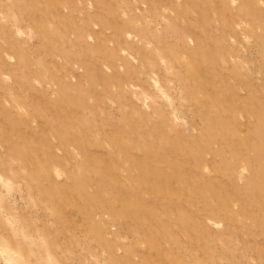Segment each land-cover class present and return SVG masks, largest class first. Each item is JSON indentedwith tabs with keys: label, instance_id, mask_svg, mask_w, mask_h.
Instances as JSON below:
<instances>
[{
	"label": "rangeland",
	"instance_id": "obj_1",
	"mask_svg": "<svg viewBox=\"0 0 264 264\" xmlns=\"http://www.w3.org/2000/svg\"><path fill=\"white\" fill-rule=\"evenodd\" d=\"M0 264H264V0H0Z\"/></svg>",
	"mask_w": 264,
	"mask_h": 264
}]
</instances>
